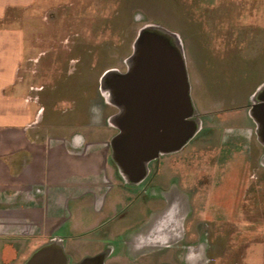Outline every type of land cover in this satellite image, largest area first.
Listing matches in <instances>:
<instances>
[{
	"label": "rangeland",
	"instance_id": "374dc122",
	"mask_svg": "<svg viewBox=\"0 0 264 264\" xmlns=\"http://www.w3.org/2000/svg\"><path fill=\"white\" fill-rule=\"evenodd\" d=\"M3 12L4 26L23 30L18 72L42 88V116H78L88 97L95 124L116 110L99 78L124 70L138 29L158 22L178 32L204 128L169 157L189 168L206 211L205 228L188 233L204 234L206 255L183 264H264V148L253 129L237 128L254 101L244 96L264 77V0H33Z\"/></svg>",
	"mask_w": 264,
	"mask_h": 264
},
{
	"label": "crops",
	"instance_id": "0c3cea01",
	"mask_svg": "<svg viewBox=\"0 0 264 264\" xmlns=\"http://www.w3.org/2000/svg\"><path fill=\"white\" fill-rule=\"evenodd\" d=\"M32 1L0 0V264H23L54 239L62 245L67 264H183L204 259V234L196 236L205 228L206 211L197 204L203 194L193 189L189 168L169 157L179 149L160 154L141 183H129L111 157V139L118 129L109 119L116 112L109 114L108 124L99 117L95 124L93 101L86 97L78 116L70 111L42 116L37 93L42 88L18 72L23 30L3 25L6 5L24 8ZM148 23L177 33L181 40L167 26ZM251 36L247 34L245 48ZM244 52L243 61L249 56ZM254 91L244 98L250 99ZM192 101L201 129L199 100ZM244 124L237 126L239 133L250 129L248 121ZM190 231H196L193 244ZM190 245L199 246L193 252L196 260L192 252L184 254Z\"/></svg>",
	"mask_w": 264,
	"mask_h": 264
},
{
	"label": "water",
	"instance_id": "95a60500",
	"mask_svg": "<svg viewBox=\"0 0 264 264\" xmlns=\"http://www.w3.org/2000/svg\"><path fill=\"white\" fill-rule=\"evenodd\" d=\"M125 63V72L108 69L99 83L106 101L117 108L109 119L118 129L111 139V157L127 182L136 184L151 160L188 143L200 129V120L177 33L159 24H143ZM253 100L249 114L264 148V83ZM23 264H67V257L54 239L35 249Z\"/></svg>",
	"mask_w": 264,
	"mask_h": 264
},
{
	"label": "flooded vegetation",
	"instance_id": "af4514ba",
	"mask_svg": "<svg viewBox=\"0 0 264 264\" xmlns=\"http://www.w3.org/2000/svg\"><path fill=\"white\" fill-rule=\"evenodd\" d=\"M126 70V67L124 68V70H123V72ZM262 83H264V77H262L260 80H258L257 82H256V84H255V86H259V85H261ZM250 96V98L253 96L252 94L251 95H249ZM252 99V98H251ZM250 106H251V103L248 105V114H247V117H248V125L250 126V129H253L254 130V133H255V127L256 126H253V123H254V125H255V122L253 121V119L251 118V116H250V114H249V109H250ZM116 109V108H115ZM115 112H117V109L115 110ZM114 112V113H115ZM204 128V127H203ZM185 146H183L181 149H179L178 151H176V152H173V153H171V154H169V155H173V154H175V153H178L179 151H182V149L184 148ZM156 160L157 159H155V160H153V161H151L148 165H147V173H146V175H145V177L140 181V182H138V183H141L148 175H149V173H150V168H151V164H152V162L153 163H155L156 162ZM175 160H177V159H175ZM137 184V183H136ZM190 247V249H186L185 248V250H184V254L185 255H189V254H191V252L193 253V252H196V250H194V248L195 249H197L199 246L198 245H190L189 246ZM187 250V251H186ZM192 255V254H191ZM190 255V256H191ZM195 255V253H193V255L191 256V257H194V259L196 258V255ZM196 260V259H195ZM192 263H194L193 261H191ZM197 262V261H196ZM68 264H70V263H68Z\"/></svg>",
	"mask_w": 264,
	"mask_h": 264
}]
</instances>
